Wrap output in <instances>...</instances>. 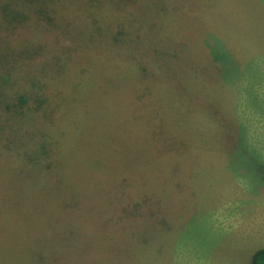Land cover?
I'll return each instance as SVG.
<instances>
[{
	"label": "rangeland",
	"instance_id": "374dc122",
	"mask_svg": "<svg viewBox=\"0 0 264 264\" xmlns=\"http://www.w3.org/2000/svg\"><path fill=\"white\" fill-rule=\"evenodd\" d=\"M0 65L12 93L44 83L0 109V264H250L264 249V0H0ZM168 110L196 129L185 168L139 160ZM220 117L248 155L223 152Z\"/></svg>",
	"mask_w": 264,
	"mask_h": 264
},
{
	"label": "trees",
	"instance_id": "16d2710c",
	"mask_svg": "<svg viewBox=\"0 0 264 264\" xmlns=\"http://www.w3.org/2000/svg\"><path fill=\"white\" fill-rule=\"evenodd\" d=\"M10 4V3H8ZM6 9V14L8 15V17L10 18L11 22H14L15 20H17V17L20 13H22L21 11H19L18 9ZM39 13L42 12L41 10V3H39V7H38ZM12 14L15 15V17L13 16L12 18ZM15 19V20H13ZM1 69H2V74L3 76L0 78V96L3 95V99L4 102L0 103V109H8L10 102L14 100L15 96L17 94H21V93H25L27 97L24 96H20L17 99V102L14 104V106H16V108H12L16 111H18L17 109H21L22 107H24L27 102H28V97L31 96L30 92H35L37 93V91L39 90L38 94H40V90L41 88L44 86V83L42 82V80L38 77L37 72H33L31 73V77L33 78V80L31 81H26L25 80V85L16 89L14 93H12L11 87H12V81L10 82V80L7 78L8 77V71H4V68L0 65ZM173 69V68H172ZM5 72L7 73V75L5 74ZM1 74V75H2ZM168 78L171 80L173 79V81L177 80V77L173 74H169ZM221 82V81H219ZM43 83V86L40 84ZM178 86L183 87V82L180 81V83H178ZM185 87V86H184ZM3 90H6L8 92V95H4L2 93ZM40 96V95H39ZM42 96V95H41ZM37 97V96H36ZM1 98V97H0ZM44 97L42 96L38 105H41L44 103L45 99H43ZM37 103V102H36ZM36 103L32 105V107H28L26 109L23 110V112H21L20 114L18 113V115L22 116L25 112V110L27 109H31V108H37L36 107ZM186 104L184 103V106ZM21 107V108H20ZM163 111V110H161ZM160 111V112H161ZM159 112V117L154 114L153 115V120H152V125H150V133L152 132V130L154 132H156L158 129L163 130L166 132V136L164 138V140L161 143H155L154 140L156 138L155 135L152 136V141L149 143L148 147H147V156H145L143 153H141L142 158L139 157V160H145L143 162H147V163H154L155 161H158L159 163L163 161V165L166 167L169 163V161H175L178 162L177 166H179L180 168H185L186 164H187V158L188 157H193L196 155H199V151H196L194 153V150H196L194 147L192 146H186V143L188 138L191 136V131H195L196 129H194L192 123L190 122L189 116H185L184 118L182 117V115L184 114V110L182 111H171L168 110L167 113H160ZM193 118H197L199 112H193L192 113ZM220 121H221V131L219 133V135L223 138L224 143H225V147H223V152H226L227 149H229V153L232 155H236V156H240V155H248L247 151L245 150L242 142L237 141V135L235 132H233V130H231L228 126H227V121L226 118H222L220 117ZM180 128L185 129L184 133H180ZM228 140H230V142H228ZM150 149V150H149ZM149 151H151V154L153 152H155L154 157H150L151 154L149 153ZM146 152V153H147ZM251 155V154H249ZM169 158H171V160H168ZM140 163V162H139ZM142 163V162H141ZM161 166V165H160ZM151 167V165H150ZM171 171H175L174 173H176V177L179 175V169H173L170 170V175H171ZM158 176V173L157 175ZM169 178L168 176H163L161 178ZM159 176L156 177V179L151 180L150 178H147L148 180H142L143 183L146 184H150L152 183V185H156L157 181L161 179ZM153 181V182H151ZM162 185H166L165 183H163ZM151 192V196L153 194V189L150 190ZM251 262L250 264H264V249H258L256 250L252 255H251Z\"/></svg>",
	"mask_w": 264,
	"mask_h": 264
}]
</instances>
